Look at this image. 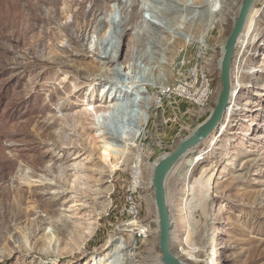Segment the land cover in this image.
<instances>
[{"label": "rangeland", "instance_id": "obj_1", "mask_svg": "<svg viewBox=\"0 0 264 264\" xmlns=\"http://www.w3.org/2000/svg\"><path fill=\"white\" fill-rule=\"evenodd\" d=\"M176 1L183 7L178 6L179 12L174 15L163 13L169 26L167 31L158 32V43L168 42L170 52L186 42L185 34H189V41L173 57V93L164 95L158 90V104L150 111V126L141 129L134 146L106 140L116 146L111 156L120 163L112 172L102 160L103 132L113 133L110 127L117 128L116 132L120 129L117 133L130 131L128 119L133 122L141 118V109L95 115L91 107L111 105L109 95L104 97L105 105L101 103L100 107L98 103L109 89L104 82L90 98L91 88L81 95L52 98L51 93L64 85L63 77L57 71L44 74L40 68L29 69L12 28L16 0H0V264H110L113 259L118 261L116 264H157L161 254L149 165L171 153L214 108L220 90V48L242 2L219 0L217 9L212 10L207 0ZM109 6L116 22L120 16L118 4ZM142 6H137L138 16ZM196 6L201 8L192 9ZM42 11L46 13L43 6ZM108 14L103 11L99 18L108 20ZM143 16L150 21L144 26L149 27L154 19L146 12ZM132 26L130 23L126 29ZM111 29L109 24L103 32L117 42L109 36ZM180 31L181 35L177 34ZM89 37L94 41L96 35ZM135 40L142 41L139 35ZM127 42L128 38L123 39V50ZM91 59L93 56L87 53L77 63L87 64ZM196 63L207 69L216 91L209 105L201 110L178 93L180 82ZM231 85L236 87L228 106L231 113L226 112L217 131L173 169L174 174L176 168L181 169L177 177L182 182L191 171L190 186L176 182L174 176L168 177L166 183L171 202L170 249L185 258L191 252L184 259L188 264H264V0L255 1L245 32L237 42ZM58 99L66 100L70 110H59L55 105ZM81 114L86 120L74 134L66 124L70 125L73 115ZM49 115L64 121L61 124L67 131L63 139L71 138L77 150L64 144L54 150L50 141L43 147L35 138H29L28 120L38 116L46 124L44 119ZM53 131L58 136L59 127ZM92 138L96 144L89 149ZM37 147L47 153L42 159L43 167L36 164ZM136 174L143 188L139 192L141 209L134 218L128 213L124 196ZM39 178L51 186L32 183ZM28 182L32 184L28 186ZM85 182L87 185H83ZM107 204L110 207L104 211ZM185 213L183 222L191 227L182 230L178 221ZM183 244V250L178 248Z\"/></svg>", "mask_w": 264, "mask_h": 264}, {"label": "bare ground", "instance_id": "obj_2", "mask_svg": "<svg viewBox=\"0 0 264 264\" xmlns=\"http://www.w3.org/2000/svg\"><path fill=\"white\" fill-rule=\"evenodd\" d=\"M218 1L219 0H207L206 5L211 7L212 10L217 9V5L220 4ZM113 2L118 4L116 11L120 15L117 17L116 22H114V17H112L113 12L109 6V4ZM138 4L144 5L140 9L139 16L135 12ZM179 4L180 3L176 0H16L12 28L19 52H24V56L29 62V69L34 71L40 68L44 74L57 71V73H60L63 77L62 83H64V85L60 90H55L51 93L50 96H52V98H56V96L62 98L76 93H80L81 95L85 90L91 88V94L88 96V98H90L91 95L97 91L99 84L104 82L109 89H106V93L104 92L102 99L98 100V103L100 107L105 105L106 101L104 97L109 95V99H111L109 104L111 105L101 108L91 107V111L94 112L95 115L109 112H116L119 114L126 108L141 109V113H143L141 118L133 122L128 119V126H131L130 131H121L117 133L120 129L116 132L117 128L110 127V131L113 133L107 131L103 132L105 149L102 154V160L105 161V164L109 165V169L112 172L118 169L120 163L116 157L112 158L111 156V152L116 146L110 143L108 144L106 140L113 141L114 143L124 141L126 145L134 146L136 138L141 135V129L148 126L151 121L150 111L154 104L158 102V98L156 97L158 90H161L164 95L172 92L171 68L173 57L177 49L185 46L187 41H189V34H185L186 42L176 46L177 48H174L175 51L170 52L168 48L170 45L167 44L168 42L165 41L163 44H161V42L158 43L160 40L158 32L167 31L166 27L169 26L167 25L169 21L168 23L165 22L166 19L163 13L169 15L176 14L179 12L177 11L178 6L183 7V5ZM42 6L45 7L46 13L42 11ZM199 8H201V6L192 7V9ZM103 11L109 13L108 20L99 18ZM145 12L149 13L150 17L155 21L151 22L149 27L144 26L147 22H150L143 16ZM68 19H71L70 23H68ZM130 23H133L132 28L126 29V25ZM109 24L112 26V29L109 31V36L115 40L117 39V42H113L110 38H107L103 32L104 26L106 27ZM171 24V26L174 27V23ZM184 29L185 28L178 27V30L184 31ZM245 29L241 36L244 34ZM90 34L96 35L94 41L90 40ZM177 34L181 35V31ZM138 35L141 37V42L135 40V37ZM204 36L205 33L201 35V38L203 39ZM125 38H128V42L123 50V39ZM223 47L224 44H222L220 48L221 56H223ZM152 51L159 52L156 53ZM87 53L93 56L91 62L87 64L77 63L79 59L86 58ZM117 65L123 67V70ZM104 88L105 86L102 87V89ZM235 89L236 87L232 85V90ZM129 90H131L130 94H128ZM146 95H148L149 98L146 97L145 99L144 97ZM136 96H138L140 100L137 101L135 98ZM161 99L159 100L161 101ZM59 100L61 99H58V102L55 104L56 107L64 112L69 111L70 108L66 100L63 101L62 99V102ZM101 103L103 105H101ZM230 108L231 107L227 109V114L231 113ZM41 119L38 116H34L28 120V128L31 127L30 133L28 132L27 134L29 138H35L39 146L43 147L50 141L54 150H59L61 144L68 146V149L77 150L78 147L72 146V142L70 141L71 138L66 141L63 139V134L67 131L66 126L70 129L69 131L74 134L77 133V126H81L86 120L85 114H81L80 116L73 115L72 119L69 120L70 125L66 124V126H62L61 123H64V121L56 119L53 115H49L44 119L47 120L46 124L40 121ZM40 125H42V127L39 128ZM54 127H59L60 132L58 136L54 131L52 132ZM95 144L96 141L92 138L91 141H89V149H93ZM40 149V147L35 149L36 153H38V161L36 164L43 167L44 160L42 161V159L47 157L45 156L47 153L41 152ZM84 150L85 148L82 147V151ZM190 152L185 153L180 161L185 160L184 157L190 154ZM166 155L167 154H164L156 158L154 162L149 165L148 171L151 176L155 165ZM4 161L9 163V160ZM183 162L184 161L181 163ZM175 170L176 173L174 174V170L171 171L169 177L174 176L176 182H182L180 178L177 177L178 174H181V169L176 168ZM46 171H49V169H46ZM191 176V171L185 174V178L182 182L183 186H190L192 181ZM136 177L138 180H135L134 183L141 184V178L138 176ZM234 181H237V179L235 178ZM32 183L38 184L39 186H51L48 183H44L40 178ZM32 183L28 182V186ZM87 183L88 182H85L83 185H87ZM76 185L79 184H73V186ZM207 200L208 199L204 201V205L207 204ZM170 203L168 199V205H170ZM109 207V204H107L104 211L108 210ZM184 215H182V219L178 221V226L182 230L191 227V225L187 226L184 224L183 220L186 218V213ZM205 230L206 229H204V233H206ZM90 236L91 232L86 235L87 238ZM204 246L207 247V244ZM184 247L185 244L178 246V248L182 250ZM27 248H29V246ZM170 252L181 264H186L184 259H187L188 255H191V252L187 253L185 258L180 256L177 251L170 249ZM204 256L205 253L203 254V257ZM156 262L157 264H162L160 257H158ZM116 263H118V261L115 259L110 262V264Z\"/></svg>", "mask_w": 264, "mask_h": 264}, {"label": "water", "instance_id": "obj_3", "mask_svg": "<svg viewBox=\"0 0 264 264\" xmlns=\"http://www.w3.org/2000/svg\"><path fill=\"white\" fill-rule=\"evenodd\" d=\"M255 1L242 0L236 21L225 40L223 56L220 61V90L214 108L204 122L198 125L187 138L182 140L171 153L161 158L152 172L150 187L153 191V201L157 214L158 247L162 264H181L170 252L172 226L166 192L167 179L185 153L193 151L206 141L224 121L232 91L231 70L235 47L245 29L248 16Z\"/></svg>", "mask_w": 264, "mask_h": 264}, {"label": "built area", "instance_id": "obj_4", "mask_svg": "<svg viewBox=\"0 0 264 264\" xmlns=\"http://www.w3.org/2000/svg\"><path fill=\"white\" fill-rule=\"evenodd\" d=\"M178 93L191 105L201 110L209 105L216 91L207 69L196 63L188 75L180 82ZM136 176H138V174L132 177V182L128 185L124 196L128 213L134 218L139 214L141 209V197L139 192L143 188L142 184L134 183L135 180H138ZM140 235L142 236L143 234Z\"/></svg>", "mask_w": 264, "mask_h": 264}]
</instances>
